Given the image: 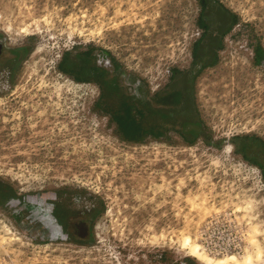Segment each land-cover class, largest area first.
Listing matches in <instances>:
<instances>
[{
    "label": "rangeland",
    "instance_id": "1",
    "mask_svg": "<svg viewBox=\"0 0 264 264\" xmlns=\"http://www.w3.org/2000/svg\"><path fill=\"white\" fill-rule=\"evenodd\" d=\"M0 264H264V0H0Z\"/></svg>",
    "mask_w": 264,
    "mask_h": 264
},
{
    "label": "trees",
    "instance_id": "2",
    "mask_svg": "<svg viewBox=\"0 0 264 264\" xmlns=\"http://www.w3.org/2000/svg\"><path fill=\"white\" fill-rule=\"evenodd\" d=\"M200 4L203 5V0H200ZM260 49H261V48H259V50H260ZM261 50H262V49H261Z\"/></svg>",
    "mask_w": 264,
    "mask_h": 264
}]
</instances>
